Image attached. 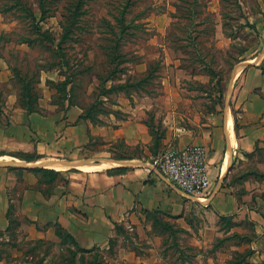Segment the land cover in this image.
Segmentation results:
<instances>
[{"label": "rangeland", "instance_id": "1", "mask_svg": "<svg viewBox=\"0 0 264 264\" xmlns=\"http://www.w3.org/2000/svg\"><path fill=\"white\" fill-rule=\"evenodd\" d=\"M237 2L200 0L192 23L190 0H0V60L11 72L0 79V111L8 90H15L20 106L38 105L44 87L37 80L46 72L55 77L47 79L53 96L83 106L93 129L111 113L124 119L138 106L152 137L150 153L157 155L168 132L163 118L176 108L201 115L223 108L236 65L262 53L264 0H241L242 8ZM247 20L256 29L242 26ZM224 23L232 36L223 32ZM67 79L73 83L66 87ZM84 152L72 162L142 157L139 146L121 138L117 147L96 136ZM117 166L126 163L105 168ZM50 170L48 176L58 178ZM240 180L264 181V139L234 159L229 181ZM217 220L204 209L181 220L148 213L89 252L73 247L65 234L38 238L23 225L0 233V264H244L249 247L242 237L254 235L252 223Z\"/></svg>", "mask_w": 264, "mask_h": 264}, {"label": "crops", "instance_id": "2", "mask_svg": "<svg viewBox=\"0 0 264 264\" xmlns=\"http://www.w3.org/2000/svg\"><path fill=\"white\" fill-rule=\"evenodd\" d=\"M258 63L240 68L231 94L229 86L226 103L218 111L201 115L176 108L163 118L168 132L160 153L188 144L208 149L211 187L197 195L185 194L154 168L148 172L155 155L150 153L152 137L138 106L132 105L124 119L111 113L106 124L93 129L83 106L53 96L47 83L55 80L53 74L41 76L44 92L38 109L20 106L15 90H8L0 111V160L27 164L0 166V233L6 235L23 225L38 238L60 231L74 240L73 247L93 249L105 245L118 227L137 225L148 213L181 220L204 209L214 220L233 216L236 226L248 219L254 235L244 237L243 244L252 251L247 260L264 264V181H229L236 156L253 151L264 139V69ZM5 74L11 72L3 59L0 79ZM96 136L117 147L120 138L139 146L142 157L126 163L130 169L124 174H109L108 168H51L57 170L56 179L48 176L49 168L29 165H67L85 153ZM17 153H36L39 158H21ZM255 191L260 192L255 196ZM19 216L27 223L20 222Z\"/></svg>", "mask_w": 264, "mask_h": 264}, {"label": "built area", "instance_id": "3", "mask_svg": "<svg viewBox=\"0 0 264 264\" xmlns=\"http://www.w3.org/2000/svg\"><path fill=\"white\" fill-rule=\"evenodd\" d=\"M207 153V147L202 144L171 147L153 157L147 170H158L187 195L206 193L211 187L206 165Z\"/></svg>", "mask_w": 264, "mask_h": 264}, {"label": "trees", "instance_id": "4", "mask_svg": "<svg viewBox=\"0 0 264 264\" xmlns=\"http://www.w3.org/2000/svg\"><path fill=\"white\" fill-rule=\"evenodd\" d=\"M237 4L239 5V8H242L241 7V0H238V2H237ZM190 5H191V7L190 8H188V10H189V12H188V16H189V18H190V20H191V22L193 23L194 22V19H195V17H196V14H197V10H196V8L197 7H199V5H200V0H190ZM224 18L226 17V16H223ZM191 23V24H192ZM245 25H248V26H250L251 28H254V29H256V26H254V24H252V23H250V21H246L245 22V24H243L242 26H245ZM224 32L228 35V36H232V34H230V32H229V29H228V26H227V24L226 23H224ZM29 41V40H28ZM22 42H24V41H22ZM118 41H115V44L117 43ZM29 44L31 43V41H29L28 42ZM192 44L193 45H195V42H193V40H192ZM60 48L62 49V47L60 46ZM116 48V46H114V49ZM259 65H260V67H262L263 69H264V60L262 61V62H259L258 63ZM64 81V83H65V85H66V87L68 86V85H72V80H69V79H67V80H63ZM37 82L38 83H40V79H39V77H38V80H37ZM66 97V96H65ZM64 97V98H65ZM28 102H30V100H28ZM27 107H28V109H30V110H35V109H37V107H38V105H32V104H27L26 105ZM16 156H18V157H21V158H28V159H38L39 158V155H37L36 153H34V154H26V153H17V154H15ZM158 155V154H157ZM156 156V155H155ZM119 159V158H118ZM130 169V167H128V166H117V167H113V168H108L107 169V172L109 173V174H124V173H126L128 170ZM50 172V171H49ZM226 218H230L231 220L233 219V216H222V217H220V219L221 220H225ZM233 221V220H232ZM60 232V231H59ZM61 234H63L62 232H60ZM245 236H243L242 237V240L244 241V238ZM241 242L239 241V242H237L236 243V245H239ZM92 249H81V251H83V252H89V251H91ZM251 249H249V251H248V256H247V258H246V260L248 259V257H249V255L251 254ZM241 263H244V264H250L249 262H248V260L247 261H242Z\"/></svg>", "mask_w": 264, "mask_h": 264}, {"label": "water", "instance_id": "5", "mask_svg": "<svg viewBox=\"0 0 264 264\" xmlns=\"http://www.w3.org/2000/svg\"><path fill=\"white\" fill-rule=\"evenodd\" d=\"M262 54H264V49L262 50V53L259 54L256 58L254 62L251 61H245L243 66H236L235 69L239 70L238 68H244L250 64H255L258 63L260 61V58L262 56ZM235 70V73L233 75L232 81L230 83V88H229V95L232 92V87L234 84V77L236 76V74L238 73V71ZM90 162H96V163H101V162H111V163H132L131 161H126V160H119L117 158H106V157H94V158H90V159H81V160H76L74 162H72L71 164H67V165H63V164H44L42 162H31L29 165H31L32 167H37V168H72V167H79L81 165H85L87 163ZM27 164V162L24 161H2L0 160V166H11V165H18V164ZM29 163V162H28Z\"/></svg>", "mask_w": 264, "mask_h": 264}, {"label": "bare ground", "instance_id": "6", "mask_svg": "<svg viewBox=\"0 0 264 264\" xmlns=\"http://www.w3.org/2000/svg\"><path fill=\"white\" fill-rule=\"evenodd\" d=\"M243 65H244V63H241L239 66H243ZM47 164H63V163H52V162H50ZM65 164H67V163H65ZM110 164H112V163L111 162H103V163L99 164V166H101L102 168H105L106 166H110Z\"/></svg>", "mask_w": 264, "mask_h": 264}]
</instances>
